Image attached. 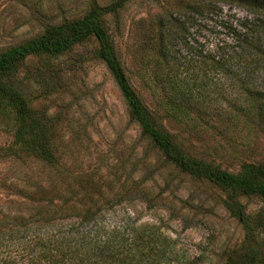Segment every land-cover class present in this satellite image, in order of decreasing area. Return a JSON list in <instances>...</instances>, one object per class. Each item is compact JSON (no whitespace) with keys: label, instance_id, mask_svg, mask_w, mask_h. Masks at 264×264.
<instances>
[{"label":"rangeland","instance_id":"1","mask_svg":"<svg viewBox=\"0 0 264 264\" xmlns=\"http://www.w3.org/2000/svg\"><path fill=\"white\" fill-rule=\"evenodd\" d=\"M89 8L104 11L118 65L158 121L146 89L160 36L174 37L170 48L180 52L184 35L196 36L215 53L239 46L224 24L264 21V0H0V53ZM95 53L87 40L57 57L27 58L7 79L50 126L53 160L0 159V264H244L245 235L226 210L227 192L180 173L139 136ZM159 124L186 156L229 174L264 160L254 130L232 142ZM7 128L0 118V148L12 142ZM49 202L77 209L44 215ZM238 202L264 253V205L256 196Z\"/></svg>","mask_w":264,"mask_h":264},{"label":"trees","instance_id":"2","mask_svg":"<svg viewBox=\"0 0 264 264\" xmlns=\"http://www.w3.org/2000/svg\"><path fill=\"white\" fill-rule=\"evenodd\" d=\"M103 14L104 11L89 8L79 19L46 28L38 37L0 53V118L8 121L7 131L12 137L9 146L0 148V159L31 158L45 164L53 160L50 126L38 120L21 93L7 82L16 66L27 58L60 56L93 40L96 59L110 76L139 136L180 173L227 192L226 210L245 235L244 264H264V253L257 251L253 242L254 226L238 202L240 197L256 196L264 205V160L242 164L237 174H229L186 156L174 137L168 136L159 124L160 120H168L183 129L209 132L232 142L254 130L264 140V21L249 27L246 21L236 26L224 24L223 29L239 46L218 47L215 53L204 52L196 36L184 35L183 52L170 48L174 37L160 36L149 72L153 86L146 89L154 102L153 111L161 114L158 121L136 97L120 69L103 27ZM217 76L221 79L215 80ZM51 202L40 212L57 215L63 210L77 209ZM259 227L263 229L262 225ZM41 236L36 234L35 241L40 242ZM50 258L52 261L55 257Z\"/></svg>","mask_w":264,"mask_h":264}]
</instances>
